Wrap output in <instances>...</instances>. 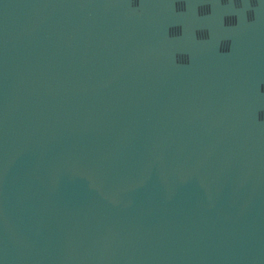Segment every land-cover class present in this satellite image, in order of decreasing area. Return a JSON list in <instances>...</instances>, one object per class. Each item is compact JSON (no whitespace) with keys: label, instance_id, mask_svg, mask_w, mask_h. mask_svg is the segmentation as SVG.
I'll list each match as a JSON object with an SVG mask.
<instances>
[{"label":"water","instance_id":"obj_1","mask_svg":"<svg viewBox=\"0 0 264 264\" xmlns=\"http://www.w3.org/2000/svg\"><path fill=\"white\" fill-rule=\"evenodd\" d=\"M0 264H264V0H0Z\"/></svg>","mask_w":264,"mask_h":264}]
</instances>
